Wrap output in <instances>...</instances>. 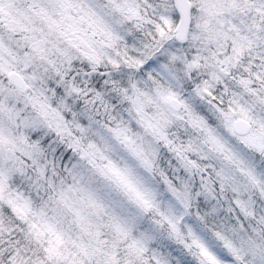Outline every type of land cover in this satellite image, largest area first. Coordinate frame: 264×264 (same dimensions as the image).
<instances>
[{
	"label": "snow or ice",
	"instance_id": "1",
	"mask_svg": "<svg viewBox=\"0 0 264 264\" xmlns=\"http://www.w3.org/2000/svg\"><path fill=\"white\" fill-rule=\"evenodd\" d=\"M0 264H264V0H0Z\"/></svg>",
	"mask_w": 264,
	"mask_h": 264
}]
</instances>
